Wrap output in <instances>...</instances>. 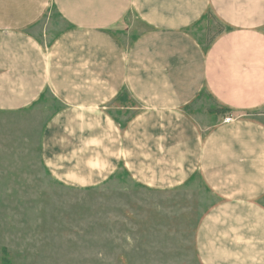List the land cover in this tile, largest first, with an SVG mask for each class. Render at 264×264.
<instances>
[{"label": "crops", "instance_id": "crops-1", "mask_svg": "<svg viewBox=\"0 0 264 264\" xmlns=\"http://www.w3.org/2000/svg\"><path fill=\"white\" fill-rule=\"evenodd\" d=\"M35 106L56 176L190 193L203 264H264V0H0V111Z\"/></svg>", "mask_w": 264, "mask_h": 264}, {"label": "rangeland", "instance_id": "rangeland-1", "mask_svg": "<svg viewBox=\"0 0 264 264\" xmlns=\"http://www.w3.org/2000/svg\"><path fill=\"white\" fill-rule=\"evenodd\" d=\"M48 113L0 111V264H203L194 195L124 168L84 184L56 176L41 152Z\"/></svg>", "mask_w": 264, "mask_h": 264}, {"label": "built area", "instance_id": "built-area-1", "mask_svg": "<svg viewBox=\"0 0 264 264\" xmlns=\"http://www.w3.org/2000/svg\"><path fill=\"white\" fill-rule=\"evenodd\" d=\"M224 120L227 121V122L231 121L232 120V116H227V117L224 118Z\"/></svg>", "mask_w": 264, "mask_h": 264}]
</instances>
